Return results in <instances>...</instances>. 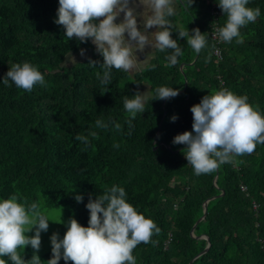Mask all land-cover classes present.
Segmentation results:
<instances>
[{
	"label": "trees",
	"instance_id": "trees-1",
	"mask_svg": "<svg viewBox=\"0 0 264 264\" xmlns=\"http://www.w3.org/2000/svg\"><path fill=\"white\" fill-rule=\"evenodd\" d=\"M174 1L178 11L170 18L171 36L184 52L178 64L168 67L170 50L158 51L154 70L130 76L113 69L110 91L101 94L96 73L102 68L88 64L89 59L102 62L98 52L73 67L62 66L68 54L92 49V44L63 36L62 26L54 23L58 0H0V199L19 193L38 201L43 211L63 210L65 219L57 227L62 237L69 218L87 226L89 197L116 184L125 189L127 202L161 229L152 237L155 244L141 243L133 250L137 264H263L264 144L237 157L243 163L197 176L182 154L185 146L172 140L192 130L190 107L214 91L247 96L264 115V0H249L247 6L259 7L261 15L241 29L242 44L212 40L213 22L222 26L226 19L216 0H192L188 9L183 0ZM201 2L207 12L198 17L193 9H200ZM181 11L188 17L183 26L176 16ZM185 27L204 33L208 47L194 53L184 38H177L176 31ZM24 61L44 75L46 87L35 85L28 92L3 84L8 67ZM143 84L150 92L146 110L129 128L123 99ZM161 86L177 88L179 95L153 99ZM97 119L114 120L122 131L97 129ZM91 131L99 138L89 137L92 146L82 151L75 136ZM73 187L82 202L69 192ZM32 252L26 246L23 258L30 259ZM39 257L47 264L51 249Z\"/></svg>",
	"mask_w": 264,
	"mask_h": 264
},
{
	"label": "clouds",
	"instance_id": "clouds-1",
	"mask_svg": "<svg viewBox=\"0 0 264 264\" xmlns=\"http://www.w3.org/2000/svg\"><path fill=\"white\" fill-rule=\"evenodd\" d=\"M222 15L226 17L222 26H217L215 36L219 41L237 44L244 42L241 29L255 23L261 15L259 7H248L249 0H216ZM192 0H183L185 9ZM176 14L174 0H58L54 23L62 26L67 40L81 43L91 42L102 57L101 61L89 59L88 64L102 68L97 72L103 86L101 94L110 91L113 69L126 73L143 69L154 70L151 64L154 53L170 50L166 56L167 66L178 64V57L184 52L173 39V24L170 18ZM155 28V31H150ZM177 38H184L194 53L199 54L208 47V37L198 28L191 32L185 27L176 31ZM152 51L138 58L145 49ZM85 50H80L83 56ZM67 59L77 64L75 57ZM11 82V83H10ZM3 84L30 92L35 85L47 86L44 75L28 61L13 63L3 76ZM179 95L173 87L161 86L155 89L153 99H171ZM127 112L126 124L133 126L137 114L143 113L145 102L140 92L123 99ZM192 130H185L173 137V144L184 145L182 154L194 175L200 176L217 171L225 164H239L237 157L251 155L258 144H264V115L249 102L248 97L236 95L228 89L214 91L201 97L200 102L190 107ZM173 122L177 116L170 118ZM94 127L102 130L122 131V125L114 120L97 119ZM98 139V133L75 136L86 150L91 139ZM119 148V144H114ZM74 193L76 202L83 196ZM123 187L113 184L106 186L102 194L89 197L85 207L89 211L87 226L74 218L66 222V231L60 237L53 232L50 236L51 257L47 264H137L133 250L141 243L155 244L153 235L161 229L150 218L138 213L127 202ZM49 219L38 201H30L19 193L0 199V264H42L37 255L41 247V233L47 232ZM53 221V220H51ZM61 223L60 219L54 221ZM31 232L32 235H27ZM26 246L33 250L30 259H24Z\"/></svg>",
	"mask_w": 264,
	"mask_h": 264
},
{
	"label": "rangeland",
	"instance_id": "rangeland-1",
	"mask_svg": "<svg viewBox=\"0 0 264 264\" xmlns=\"http://www.w3.org/2000/svg\"><path fill=\"white\" fill-rule=\"evenodd\" d=\"M201 7L199 9L198 8H194L193 12L196 13V16H202V14H204L205 12H207V7L203 5V3L201 2ZM197 11H200V14L197 13ZM180 13V12H179ZM178 19H181V25L184 22H187L188 17L181 11ZM194 26V25H193ZM68 68V67H66ZM138 92H140V94L143 96L144 98V102L146 103L147 99L150 97V92L148 90V86L147 84H143L142 86L139 87ZM45 214L48 216L49 219L53 220H49V228L47 230V232H42L41 233V247L40 250L38 251L37 255L40 256L41 254L47 252L49 249H51V244H50V236L53 232L58 233L57 227L59 225V223L54 222L60 219V214H61V221L65 219L64 214L65 212L63 210H46L44 211ZM27 235H32L31 232L27 233ZM30 247V246H27ZM31 249V247H30ZM32 250V249H31ZM33 251V250H32Z\"/></svg>",
	"mask_w": 264,
	"mask_h": 264
},
{
	"label": "crops",
	"instance_id": "crops-1",
	"mask_svg": "<svg viewBox=\"0 0 264 264\" xmlns=\"http://www.w3.org/2000/svg\"><path fill=\"white\" fill-rule=\"evenodd\" d=\"M174 7H175V9H176V1H174ZM176 10H177V9H176ZM177 11H178V10H177ZM179 14H180V13H179ZM179 14L176 15V16L179 17ZM155 30H156V29L153 28V29H151L150 31H155ZM91 44H92V43H91ZM81 49H84V50H85V54H84L83 56L80 55V51H79V53H77V54H71L72 56L75 57V60H76L77 64L86 61L87 59L91 58L92 55H93L95 52H97V51L95 50V46H94L93 44H92V49H86V48H81ZM150 51H152L150 48H146V49H145V53H138V54H137V55H138V58L141 59V60L144 59V55H145L146 53L150 52ZM157 54H158V51L154 53L153 59L150 61V63L154 62V61L157 59ZM75 65H76V64H73V63L69 62L68 59H67V57L65 58L64 62L62 63V66H63V67H73V66H75ZM140 71H142V70H138V71L131 72V73H127V74L130 75V76H133V75H135L136 73H139Z\"/></svg>",
	"mask_w": 264,
	"mask_h": 264
},
{
	"label": "water",
	"instance_id": "water-1",
	"mask_svg": "<svg viewBox=\"0 0 264 264\" xmlns=\"http://www.w3.org/2000/svg\"><path fill=\"white\" fill-rule=\"evenodd\" d=\"M181 67H182V65L179 66V69H180ZM184 85H185V79H184ZM165 100H166V99H165ZM165 100H164V101H165ZM211 199H213V197L208 198V199L205 201V203L203 204V216H202L201 219H203V218L205 217V215H206V213H207V204H208V201L211 200ZM202 238L205 239L207 242H209L207 238H205V237H202ZM202 238H199V239H202ZM208 248H209V245L206 247L205 250H203L201 253H199L198 256L204 254V253L208 250ZM194 258H196V257H194ZM191 261H192V260H191ZM191 261H189L188 264H190Z\"/></svg>",
	"mask_w": 264,
	"mask_h": 264
},
{
	"label": "built area",
	"instance_id": "built-area-1",
	"mask_svg": "<svg viewBox=\"0 0 264 264\" xmlns=\"http://www.w3.org/2000/svg\"><path fill=\"white\" fill-rule=\"evenodd\" d=\"M213 8H214V6H213ZM215 14H216V12H215ZM216 26H217L216 21H214L213 24H212V26H211V28H212L211 37H212V40H214V41L217 40V37L215 36V29L217 28ZM218 40H219V39H218ZM214 55H215L218 59H220V57H221V53H220V51H219L218 48H216V49L214 50ZM263 264H264V263H263Z\"/></svg>",
	"mask_w": 264,
	"mask_h": 264
}]
</instances>
